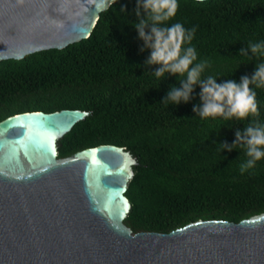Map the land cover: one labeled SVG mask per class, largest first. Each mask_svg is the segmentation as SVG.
Returning a JSON list of instances; mask_svg holds the SVG:
<instances>
[{
	"label": "trees",
	"instance_id": "16d2710c",
	"mask_svg": "<svg viewBox=\"0 0 264 264\" xmlns=\"http://www.w3.org/2000/svg\"><path fill=\"white\" fill-rule=\"evenodd\" d=\"M176 16L167 21L196 27L191 45L197 60L210 65L217 83L251 77L264 61L240 56L247 44L264 41V0H178ZM137 0H115L100 12L90 35L62 49H47L24 58L0 61V120L24 111L88 112L58 141V157L86 147L114 144L137 161L125 195L131 208L124 223L132 232L168 233L198 219L232 222L264 212V159L241 174L244 149L228 151L252 117L238 121L202 119L193 111L202 104L196 85L189 102L162 103L183 76L156 78L146 65L151 49L143 48L133 26ZM146 18V13H142ZM257 93L264 123V88Z\"/></svg>",
	"mask_w": 264,
	"mask_h": 264
},
{
	"label": "water",
	"instance_id": "95a60500",
	"mask_svg": "<svg viewBox=\"0 0 264 264\" xmlns=\"http://www.w3.org/2000/svg\"><path fill=\"white\" fill-rule=\"evenodd\" d=\"M112 2L0 0V61L87 38ZM87 115L24 111L0 120V264H264V212L132 232L125 191L136 158L114 144L58 157V141Z\"/></svg>",
	"mask_w": 264,
	"mask_h": 264
},
{
	"label": "clouds",
	"instance_id": "9594fccd",
	"mask_svg": "<svg viewBox=\"0 0 264 264\" xmlns=\"http://www.w3.org/2000/svg\"><path fill=\"white\" fill-rule=\"evenodd\" d=\"M196 3L203 4L204 0H196ZM178 9V0H137L135 14L140 19L133 26L144 42L141 51L151 49L145 64L159 65L155 71H151L158 79L169 73L185 77L179 80L181 87H171L162 103L179 105L182 101L189 102L198 84L202 89L199 93L202 104L194 106L193 111L202 119L222 117L225 120L235 118L243 121L252 117L243 131H236L233 143L218 144L222 151H232L237 146L244 149L247 160L239 169L244 174L264 159V123L259 120L257 93L252 87L264 88V61L256 65L251 77L242 76L239 83L231 79L217 83V78L211 75L202 79V74L210 65L207 61L194 63L198 58L196 49L184 47L185 44L191 45L196 27L187 29L180 22L171 26L166 23L176 16ZM142 13L147 14L146 18ZM249 49L259 59L264 56V41L248 43L247 48L240 50V56H247Z\"/></svg>",
	"mask_w": 264,
	"mask_h": 264
}]
</instances>
